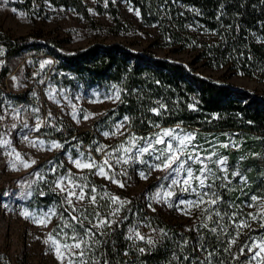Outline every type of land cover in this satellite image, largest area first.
Listing matches in <instances>:
<instances>
[{"label": "rangeland", "instance_id": "374dc122", "mask_svg": "<svg viewBox=\"0 0 264 264\" xmlns=\"http://www.w3.org/2000/svg\"><path fill=\"white\" fill-rule=\"evenodd\" d=\"M82 1L87 15L74 8L55 6L48 0H0V32L12 38L29 35L40 41L53 39L67 53L97 43L124 44L134 52H148L181 62L204 78L219 84L229 83L239 91L264 100V76L259 71H253L254 77H248L234 66L219 69L208 66L202 56L203 44L213 43L217 36L202 25L189 24L188 31L183 33L168 22L171 33L168 35L159 24H146L131 1H112L119 11V23L110 13L109 0ZM172 34H180L181 38L176 39ZM261 38L258 36L259 40ZM30 58L29 55H7L5 46L0 43V74L2 69L11 70L5 79H0L5 85L3 89L0 84L3 91L0 97V264H61L52 242H45L50 234L61 248L65 242L86 241L82 244L83 260L86 264H95L90 235H76L71 226L64 227L67 221L62 219L56 204L40 207L32 201L33 187L45 182H53L54 190L64 197L69 208H80L83 213L90 211L94 218L93 227L100 224L101 219L108 222L101 226L106 228L121 220L127 222L126 235L133 246L139 243L155 245L166 236L163 229L147 220L189 232L214 217H222L229 224L231 241L235 239L236 244L241 243V238L251 229L264 228V199L247 198L238 207L240 212L232 205L225 214L219 211L214 182L221 181L220 186L225 187L230 177L235 179V185L245 181L239 165L231 166L229 162L228 151L238 150L233 137L226 141L217 137L200 140L194 132L181 127L160 128L153 134L140 136L128 129L126 118L108 122L110 125L103 127L102 121L119 103V88L60 86L49 80L56 62L53 56ZM16 95L22 96L23 102L17 100ZM48 125L74 129V136L85 132L98 134L99 138L92 144L99 156L92 153L79 137L62 142L46 136L44 129ZM186 137L191 139L187 141L186 150L179 155L181 161H187L184 168H190L194 173L191 187L182 182L187 179L186 171H172L175 164L171 168L154 167L161 164L155 157L167 151L168 143L175 151L179 140ZM157 139L164 143L157 144ZM146 147L149 151L142 152ZM189 155L194 159L189 160ZM197 155L203 163L195 160ZM221 159L225 161L224 165L218 163ZM77 160L82 165L92 163L93 167H77ZM204 165L211 169L212 175L203 172ZM101 167L103 172H100ZM141 173L147 178H142ZM196 176L204 179L205 185H212L211 190L200 187ZM173 179L179 183L173 184ZM72 185L82 186L86 196L81 201L73 197L69 205L67 193L73 190ZM93 188L95 193L91 191ZM74 190L79 194L80 187ZM205 192L216 194L212 197L217 199L215 205L207 203V196L200 202L199 195ZM92 195L96 196L95 203L90 200ZM136 195L142 197L146 220L134 214L129 221L132 209L128 205ZM112 197L119 199L113 203ZM190 201H196L199 207L191 206ZM24 212L29 213L28 218L24 217ZM51 213L54 215L47 226H39L37 222ZM241 223L246 226L238 228ZM72 236H76L77 241L71 240ZM257 244H264L263 233L241 247L242 264L264 261V253L252 259L259 251ZM249 246L253 251H249ZM79 251L74 250L73 260ZM64 264H69L67 252H64Z\"/></svg>", "mask_w": 264, "mask_h": 264}, {"label": "trees", "instance_id": "16d2710c", "mask_svg": "<svg viewBox=\"0 0 264 264\" xmlns=\"http://www.w3.org/2000/svg\"><path fill=\"white\" fill-rule=\"evenodd\" d=\"M48 1L87 15L82 0ZM112 1L109 0L110 13L119 23V11ZM128 1L139 9L146 24H159L168 35L171 34L168 22L183 33L188 31L189 24L196 23L214 32L217 39L203 44L202 56L210 68L234 66L248 77H254L255 70L264 76V0ZM172 36L181 38L180 34ZM0 43L5 46L7 55H29L30 59L53 56L56 62L49 80L60 86L119 88V103L104 118L103 127L110 125L108 122L126 118L128 129L140 136L153 134L160 128L181 127L194 132L200 140L217 137L226 141L233 137L238 150L228 151L229 162L231 166L239 165L245 181L235 185V179L230 177L225 187L220 186L221 181L214 182L219 211L225 214L232 205L240 212L238 207L247 198L264 199L263 99L239 91L229 83L219 84L204 78L181 62L148 52H134L120 43H97L67 53L53 39L40 41L29 35L12 38L1 32ZM10 72V69H2L0 79H5ZM0 84L5 89L4 83L0 81ZM2 95L0 89V97ZM15 98L23 102L22 96ZM44 133L62 142L79 137L92 153L99 156L92 144L99 138L98 134L85 132L74 136V129L51 125L45 126ZM95 184L100 186L98 182ZM32 191V201L37 206L56 204L62 219L76 235L91 229L95 264H242L241 247L264 234V228L251 229L241 238V243L236 244L231 242L229 224L224 218L214 217L189 232L147 220L163 229L166 236L155 245L139 243L133 246L126 235L127 222L121 220L108 228L93 227V214L80 212V208L73 212L64 197L54 190L53 182L35 186ZM128 208L132 209L129 221L134 214L146 220L141 195L134 196ZM73 215L82 223L73 221ZM212 228L216 231H211Z\"/></svg>", "mask_w": 264, "mask_h": 264}, {"label": "snow or ice", "instance_id": "6c2138e0", "mask_svg": "<svg viewBox=\"0 0 264 264\" xmlns=\"http://www.w3.org/2000/svg\"><path fill=\"white\" fill-rule=\"evenodd\" d=\"M138 14L139 13H137V15ZM105 135H108V134L105 133ZM165 135H168V133H165ZM190 139H191V137H186L185 139L179 140V147H177L175 151H173V145L171 143H168L166 145L167 151L165 153H161L160 155H157L155 157V159L161 161V164H158V165H155L154 166L156 168H171L172 165L175 164L176 167L175 168H172V171L173 172H176L177 170L186 171V173H187V179H184L182 182H183V184L188 185L189 187H191L190 180L193 178L194 173L191 171L190 168H188V169H185L184 168V165H185V163L187 161H181L179 154L180 153H183L186 150V148H187V141L190 140ZM156 143L157 144H160V143H164V141L162 139H157L156 140ZM56 146L58 147V145H56ZM141 151L142 152H148L149 151V148H147V147L146 148H143ZM17 158H19V157H17ZM188 159L189 160H192V159H194V157L192 155H189L188 156ZM195 160H198L201 163H203V161L200 159V157L198 155L195 156ZM125 162H127V161H125ZM106 163H107V160L105 161V164ZM218 163L221 164V165H224L225 164V161L223 159H221V160L218 161ZM75 164H76L77 167H85V168H89V169H91L93 167V164L92 163H85V164L82 165L81 164V161H79V160L75 161ZM100 172H103V168L102 167L100 168ZM203 172H207L209 175H212V171H211V169L207 168V165H204ZM141 177L142 178H145V179L147 178L144 175V173H141ZM196 179L199 180V186L200 187H208L209 190H211L212 185H205L204 179H201L200 176H196ZM113 182H116V181L113 180ZM172 183L173 184H176V183H179V181L173 179L172 180ZM120 186L123 187L122 184ZM57 187H60V184H57ZM76 187H80L79 194H77V192L74 190ZM72 188H73V190L68 191V193H67V200H68L69 205L72 204V198L73 197H75L78 201H81L86 196V193H85L84 188L82 186L72 185ZM61 190L64 191L63 188ZM91 191H92V193H95L96 190H95V188H93V189H91ZM192 191L195 192L196 189H192ZM6 194L7 193H5V195ZM169 195H171V193H169ZM206 196L209 197L207 203L210 206L211 205H215L217 203V199H213L212 198V197H215L216 194L215 193H211V195H210L209 192H205L202 195H199L200 202H203L204 201V197H206ZM118 199L119 198H117V197H112L113 203H115ZM252 199L253 200H256L257 198L256 197H252ZM90 200H91L92 203H95L96 196L95 195L90 196ZM189 204L191 206L199 207V203H197L196 201H190ZM251 206L252 205H249V207H251ZM72 211L73 212H76L77 209L73 207L72 208ZM205 211H207V209H205ZM216 214L219 215V212H216ZM23 215H24L25 218H28L29 213L28 212H24ZM51 215H54V213H51V214L47 215L45 219L38 221L37 222L38 225L39 226L46 227L48 221L51 218ZM71 219L73 221H76L77 223H82V221L79 219V217H77L75 215H73L71 217ZM209 219H211V215H209ZM107 223L108 222L106 220H101L100 221V224L94 225V226L95 227H100V226H102L104 224H107ZM245 226H246V223H241V224H238L237 225L238 228H242V227H245ZM64 227H70V225H68V223L65 222L64 223ZM61 231H63V229H61ZM211 231L215 232L216 229L215 228H212ZM85 234L86 235H92L91 229L85 230ZM65 235H67V234H65ZM70 239L73 240V241H77L76 236H72V237H70ZM141 239H143V237H141ZM49 241H51L52 244L54 245L55 250H56V254H57V259H59L61 261V264H64V252H67V254L69 255V264H86V262L83 260L84 250L82 249V244L83 243H86V241L80 240V241H77V242H73L71 244L65 242V243H63V246H62L63 251H62L61 246L58 245L57 240L51 234L49 235L48 240L45 241V242L48 243ZM231 242L232 243H235L236 240L233 239ZM256 247L259 249V251H256L255 254H254V256L252 257V259H254V260L257 259L258 257H260L261 256V253H264V244H257ZM74 250H80L76 254V259L75 260H73V258H72L73 257ZM241 251H243V248L241 249ZM249 251H253V249L250 246H249ZM258 264H264V261H260V262H258Z\"/></svg>", "mask_w": 264, "mask_h": 264}]
</instances>
